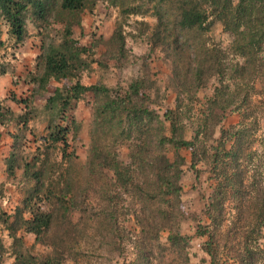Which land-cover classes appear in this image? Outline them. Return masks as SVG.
<instances>
[{
	"label": "rangeland",
	"instance_id": "1",
	"mask_svg": "<svg viewBox=\"0 0 264 264\" xmlns=\"http://www.w3.org/2000/svg\"><path fill=\"white\" fill-rule=\"evenodd\" d=\"M48 1L52 5L50 8L45 6L43 20L34 14L36 9L28 8L25 17L27 34L20 43L8 34V26L0 18V160H5L6 165L3 172L6 180L0 183V209L9 217L7 226L0 222V264H16V257L20 256L41 259L51 252L48 245L36 242L34 235L25 232L22 225V220L31 217L25 205L35 182L28 176L32 171L24 173V165L32 160H50L45 164L49 171L63 174L74 171L73 174L79 177V184L75 182V187L79 188L76 197L79 200L68 213V220L77 223L81 217L79 208L83 207L89 208V217L97 214L94 222L91 218L86 222L89 230L86 239L73 237L71 233L65 236L69 229L65 224L67 219L59 218L53 227L58 248L68 245L66 254L69 255L66 256L69 257L65 264H74L69 259L72 256L77 258L75 264H125L124 261L127 264L132 261L134 250L130 247L127 246L124 257L117 253L125 241L124 229L132 233L139 231L134 215L142 208L145 217L154 216L150 208L159 209L155 223L148 218L143 228L164 226L160 234L161 244H167L168 230L165 228L168 227L189 237V264H211V257L206 253L207 244H214L215 258L220 264H230V244L239 250L242 238L239 234L233 242L231 236L237 214L235 202L230 198L228 151L230 127L242 120V114L230 107V88L215 91L219 87V77L213 73L214 67L211 71L208 64L204 66L203 85L197 86L193 81L196 40L193 36L181 35L168 25L175 20L176 7L162 1L165 30L160 28L157 37L155 33L152 37L158 24L153 6L160 3L158 0H83L82 9L72 13L60 12V0ZM237 2L234 0L233 3ZM66 27L72 31L74 47L85 50L81 55L84 64L74 72L77 75L74 79L50 78L42 85V49L60 45ZM115 32L118 37L111 40ZM232 40L219 22H214L203 38L210 49L217 46L222 50L218 63L224 67L225 82H230ZM176 66L178 77L173 72ZM263 75L260 73L255 79L256 91L264 86ZM77 81L83 86H104L111 90V98L125 97L126 93L129 96L115 109H106L104 104L107 101L103 96L85 92L63 112L55 91L64 94ZM134 83H137L136 90L130 92L129 87ZM53 96L54 101L47 103ZM253 99L260 98L254 96ZM97 110L103 119L96 127ZM166 112L169 113L165 118ZM126 114H131L135 121L130 124L125 119ZM154 116L158 117L157 123ZM58 127L67 131L68 145L64 155L61 144L53 145L50 139V134ZM259 129L254 133L257 139L264 132V120ZM166 138H175L177 143L163 141ZM181 142L188 144L182 145ZM94 145L102 148V152L106 148L110 156H116L128 166L130 182L127 192L126 188H104L108 193L113 192L115 197L110 207L97 200L91 191L95 183L85 176L83 166L90 160ZM250 148L256 155L262 153L256 142L242 144V150ZM163 158L171 162L184 160L178 179H172L180 187V192L171 204L167 203L168 196L160 193L153 183L156 178L151 167L153 160ZM60 160H76L77 166L69 168L65 164L57 169L53 162ZM9 165L13 167L11 176L7 174ZM39 165L40 162L36 167ZM162 174L166 179L167 176ZM56 175L51 177L46 173L53 183L45 186L39 197L51 195L53 200L51 203L41 202L39 206L41 210L58 214L55 199L62 186L56 184ZM138 187L148 192L155 190L154 197L149 195V200L142 203ZM154 204L156 206L152 207ZM128 210L127 221L121 223L123 215L119 213ZM106 212L114 213V219L118 221L107 231ZM10 230L19 240L9 236ZM261 242L264 243V238ZM77 243L84 246L80 255ZM151 255L152 264H188L181 255L163 258L156 250Z\"/></svg>",
	"mask_w": 264,
	"mask_h": 264
},
{
	"label": "trees",
	"instance_id": "2",
	"mask_svg": "<svg viewBox=\"0 0 264 264\" xmlns=\"http://www.w3.org/2000/svg\"><path fill=\"white\" fill-rule=\"evenodd\" d=\"M162 1L166 5H172L176 7L175 20L169 22L173 30L178 31L183 36H193L196 40L194 46L197 48L193 50V57L196 60V68L193 73V81L197 86L203 85L204 79L203 68L206 64L211 71L215 68L213 73L219 77V87L215 91L230 88V107H234L236 112L242 114V120L234 127H230V198L235 202L236 218L232 227L233 242L241 234L242 244L239 250H236L233 245L230 244V264H258L264 262V243L261 239L264 238V132L260 139L255 137L257 131H259V125L264 120V86L261 90H255V79L261 74H264V0H238L234 4V0H158L153 6L155 16L158 24L152 32V37L155 33L157 37L160 28L165 30V20L163 15L164 9L161 6ZM51 1L48 0H0V18L5 21L8 26V34L11 35L16 42L20 43L26 37V13L29 7L36 9L38 19H44L45 6L50 8ZM60 12H77L83 7V0H60ZM168 6V7H169ZM36 15V16H37ZM214 22H219L223 31L230 34L233 39L230 43V82L226 81V73L224 67L218 63L219 54L222 51L217 46L207 47L203 38L210 32L214 25ZM64 37L62 43L58 46L50 45L43 51V76L40 79L42 85L46 83L50 78L55 80L66 79L72 80L77 75L74 72L84 64L81 55L85 52L82 47H74L75 41L72 40V31L69 27L64 30ZM156 31V32H155ZM117 32L114 33L111 40L117 38ZM199 47V48H198ZM215 52V54H213ZM202 53L204 57H201ZM209 54V58L207 55ZM176 77L177 66L173 70ZM214 74V75H215ZM264 76V75H263ZM264 80V79H263ZM137 83L130 85V92L136 90ZM85 92H93L96 96L101 95L107 101L104 106L106 109H115L119 104L124 103L127 100L129 93H126L125 97L116 96L111 98V90L104 86H83L78 81L71 86L68 91L61 94L59 90L55 93L60 97V107L64 112L71 107V102L78 98L79 95ZM243 92V95H242ZM254 96H259V100H254ZM238 102H235L237 101ZM54 101V96L49 97L47 103ZM214 103L216 99L214 98ZM115 112V110L113 111ZM259 112V113H258ZM149 115V112H147ZM167 113H164V117H167ZM101 112L97 110L94 119V124L97 127L98 121H101ZM125 119L131 124L135 120L131 117V114H126ZM157 123V116H154ZM141 121V118H139ZM66 128L58 127L54 132L50 134V139L53 145L61 144L63 155L66 153L67 141L65 139ZM245 138V141H244ZM250 139V140H249ZM163 140V139H162ZM170 143H177L175 138L164 139ZM258 143L261 147V154L256 155L251 148L248 150H242V144ZM47 142V141H46ZM44 140V144H46ZM182 145H187V142H181ZM50 160H32L30 163L24 165V173L28 175L35 185L31 189V194L27 199L25 208L29 210L30 219L22 220V225L25 227V232L34 235L35 241L48 245L51 252L41 259L33 257H16V264H65L67 260L66 249L68 245L57 246L54 242L55 232L53 227L59 222V218L67 219L65 223L69 229L65 232V236L69 233L73 234V237L88 238V229L86 222L97 216L89 217V208H79L81 217L77 223H72L68 220V213L73 207H76V202L79 198V188L75 187V182L79 177L73 172H66L63 174L58 171H49L50 169L45 167V164ZM76 160H60L59 162H53V166L60 169L67 164L69 168H75ZM40 162L38 168L36 164ZM184 165V160H175L173 162L166 160H153L151 166L155 171L154 185L160 193L168 196L167 203L171 204V201L178 198L180 187L178 184H174L172 179H178L181 173V166ZM86 170L85 176L90 182L95 183V188L91 191L93 195L97 196V200H101L107 204V207L113 203L115 197L113 192L108 193V189L105 187L122 189L126 188L130 182L128 176V166L123 165L116 156H110L108 150L102 152V148L97 146L92 147L91 158L83 166ZM51 172V173H50ZM13 173L12 165L7 168L8 176ZM46 173L53 177L56 174L57 185H61L62 188L58 191L57 208L55 213L41 210L39 203L46 202L51 203V195H44L39 197L41 190L44 187H49L53 180L46 176ZM163 173L166 177L163 178L160 174ZM162 174V175H163ZM78 177V178H77ZM159 177V178H158ZM168 179V180H167ZM171 179V180H170ZM140 192L141 202L145 203L149 200V195L154 197V191L148 192L142 190L140 187L136 188ZM48 194H51L49 192ZM35 202L31 205V202ZM25 204V203H24ZM154 204L152 207H155ZM106 208L105 211H107ZM151 214L145 217L143 208L140 209L139 214L134 215V220L138 225L139 231L132 233L124 229L123 243L119 248L117 255L124 257L128 247L134 250L133 260L127 264H152L153 257L151 252L156 250L163 258L166 256L181 255L184 257L187 263L189 262V237L182 235L178 230H174L173 227L165 228L168 230V236L166 238L167 244L160 243L161 230L164 227L146 226L148 218L155 223L159 213V209H149ZM127 213V214H126ZM123 215L121 223L127 221V217L130 215L129 210L125 213H119ZM86 215V218H85ZM115 214L106 212L104 215V222L108 225L105 230L112 228V225L117 224V220L114 219ZM245 216L250 217V220H246ZM99 220V218H97ZM168 221V220H167ZM0 222L4 225H8L9 217L0 209ZM145 223V224H144ZM144 224V225H143ZM167 225L168 222H167ZM9 236L13 240H19L15 234H12L11 230ZM235 238V240H234ZM128 246V247H127ZM0 243V248H1ZM77 243L78 255L82 254V248ZM206 253L211 257V264H220V261L215 258L217 250L214 244H207ZM239 251V252H238ZM144 252H147L144 253ZM77 255V256H78ZM74 264L77 258L72 256L69 258ZM126 264V261H124ZM189 264V263H188Z\"/></svg>",
	"mask_w": 264,
	"mask_h": 264
},
{
	"label": "crops",
	"instance_id": "3",
	"mask_svg": "<svg viewBox=\"0 0 264 264\" xmlns=\"http://www.w3.org/2000/svg\"><path fill=\"white\" fill-rule=\"evenodd\" d=\"M6 169L5 160H0V183L6 180V175L3 173Z\"/></svg>",
	"mask_w": 264,
	"mask_h": 264
}]
</instances>
